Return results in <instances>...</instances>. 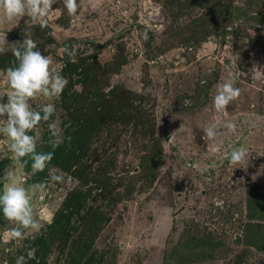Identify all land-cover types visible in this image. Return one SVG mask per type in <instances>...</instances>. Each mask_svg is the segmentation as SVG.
Listing matches in <instances>:
<instances>
[{
    "label": "rangeland",
    "instance_id": "rangeland-1",
    "mask_svg": "<svg viewBox=\"0 0 264 264\" xmlns=\"http://www.w3.org/2000/svg\"><path fill=\"white\" fill-rule=\"evenodd\" d=\"M176 1L77 0L78 12L69 16L63 0H54L43 28L27 16L9 22L0 12V33L9 43L26 34L58 70L66 57L75 63L83 59L94 66L96 80L72 89L84 91L87 100L92 92L102 96L90 122H79L78 113L69 117L60 97L30 101L37 110L45 103L56 107L49 122L29 133L37 138V152L54 151L53 159L33 174L26 156L25 167L17 169L43 227L41 234L23 230V239L9 242L8 230L18 225L0 211V264H15L19 256L27 264H77L83 243L88 248L82 258L91 256L92 264H233L237 259L264 264V248L248 242L257 239L254 233L264 235V17L256 20L264 0H232L229 20L214 26L209 12L219 0L210 8L193 3L197 0ZM6 48L0 53L3 102L10 91L6 62L15 58L12 45ZM230 74L241 95L217 112V85ZM112 88L116 101L108 106L105 96ZM74 105L67 102L68 108ZM52 121L72 137L60 145L65 146L61 153L49 142ZM225 121L234 122L236 131L227 134L221 128L225 134L209 141L204 129ZM2 128L0 192L14 165ZM240 146L248 150L246 162L232 165L228 156ZM151 153L154 166L144 173L142 157L149 160ZM74 170H82L83 180ZM51 174L62 181H51ZM38 184L45 187L35 188ZM74 190L86 194L83 206L60 218L66 226L51 235L50 224ZM92 217L103 220L93 223L90 234L85 223ZM31 249L35 256L29 259Z\"/></svg>",
    "mask_w": 264,
    "mask_h": 264
},
{
    "label": "clouds",
    "instance_id": "clouds-1",
    "mask_svg": "<svg viewBox=\"0 0 264 264\" xmlns=\"http://www.w3.org/2000/svg\"><path fill=\"white\" fill-rule=\"evenodd\" d=\"M54 0H0V12L3 18L9 22L29 17L33 22L39 21L40 26H47V17L52 10ZM64 7L69 16H75L79 9L77 0H63ZM22 40L9 43L6 33H0V53H4L6 45L11 44L12 54L18 64L6 69V82L10 91L6 102L0 101V124L3 125L2 132L11 141L9 150L13 153L14 165L7 169L5 175L8 183L0 192V211L3 216L14 226L8 230V241L24 238V231L29 230L33 235L41 234L42 224L34 214V208L29 190L24 187L23 181L17 174V169L25 167L23 157L29 156L32 160L31 168L33 174L44 171L54 157L52 152H37V138L29 133L42 121L49 122L56 112L53 103L42 104L37 110L30 101L37 97L47 100L59 98L67 84L68 79L61 70L52 67L53 61L37 49L34 40L25 34ZM148 38L147 32L144 39ZM69 57L72 53L68 48L64 50ZM236 77L230 74L229 78L217 85L216 95L213 97V106L217 112L225 111L229 104L237 100L241 95L239 87H236ZM185 101V104H188ZM236 131V124L232 121H225L223 124L213 122L205 129V136L209 141L215 140L218 136ZM50 132V144L53 149L59 147L67 140L71 142L72 137L64 135V129L59 127L55 121L48 123ZM248 150L240 146L233 148L228 156L232 165L244 164L247 159ZM59 174H51L53 182L62 181ZM43 189L44 184L34 186ZM29 259L34 258L35 249L27 253ZM15 264H27L24 256H19Z\"/></svg>",
    "mask_w": 264,
    "mask_h": 264
},
{
    "label": "trees",
    "instance_id": "trees-1",
    "mask_svg": "<svg viewBox=\"0 0 264 264\" xmlns=\"http://www.w3.org/2000/svg\"><path fill=\"white\" fill-rule=\"evenodd\" d=\"M176 1V0H175ZM222 1V3L220 2ZM232 0H219V2H217V6L215 8V10H212L209 12V16L210 19L208 18V23H214L217 20H224V19H228L230 18V15L232 14L231 10H228V6L230 7ZM178 3V1H176ZM260 2V1H259ZM196 4L201 5L204 8H210L211 5L214 4L213 0H197V2H193ZM211 4V5H210ZM191 6V5H187ZM259 7L256 8L257 11V16H256V20H260L263 19L264 17V3L263 1L259 3V5H257ZM222 9H225L226 12L222 15L221 11ZM219 11L221 13H219ZM177 13H179V15L182 13L180 12V10L177 11ZM176 14H171L172 18H176ZM218 14L217 16L215 14ZM240 15V14H239ZM243 15V14H241ZM212 25V24H211ZM214 26V25H212ZM192 29V28H191ZM197 32V31H196ZM196 35L194 32V29H192V36ZM195 38V36H193ZM8 67H13L16 66L18 64V61H16L15 58L13 59H8L7 62ZM62 71V74L68 79L69 83L67 84V86L65 87L62 95L60 96V103L63 107L66 108V110L68 109V116L71 118H75L74 114L80 115L78 116V119L81 118V120H79V122H90L91 121V114L95 112V110L97 109V107H99V103H101L98 99L102 98L101 94L99 92H92L90 95V98L87 100L85 99V93L84 91H76L73 90L72 87L79 84L83 87H86V84L88 83H94L97 77V72L94 70V66L93 67H88L85 65V62L83 61V59H78L77 62H71V59L66 57L65 60L63 61V66L60 69ZM113 70V69H112ZM79 76L77 79H72V76ZM116 88H112L107 96L108 100L104 101V103L108 106H112L114 104V102L116 101L115 97V92H116ZM111 97H113V99H111ZM110 98V99H109ZM71 100L74 101L75 105L71 108H68L69 106H67V102ZM102 104V103H101ZM100 104V105H101ZM119 106L121 104L116 103V106ZM117 106V107H118ZM71 110V111H70ZM98 110V109H97ZM74 129H79V126H72ZM75 134V133H73ZM65 147V146H64ZM63 146H59L58 147V152L61 153L64 150ZM75 155V154H74ZM73 153H69V156L67 158H72L74 157ZM149 160L146 159V157H142V165L145 162V166L142 167V170L144 173H148L154 166L155 163V156L151 153L150 158L149 156L147 157ZM146 159V160H145ZM104 171V170H102ZM75 172V170H74ZM73 172V173H74ZM76 177L78 180H83V172L82 170H76ZM100 182V180H98V183ZM85 193L82 192H77V191H71L69 194V197L67 198V202L66 204H63L61 206V209L57 212L56 217H54L53 222L50 224L49 226V232H51V235H58L59 231L63 229L64 226H66V224L64 223V220H61L60 218H63L64 216L68 215L69 213H71V211L74 213L77 210H80V208L83 206V201L85 198ZM64 208V209H63ZM67 208H68V212H67ZM63 209V211H62ZM70 211V212H69ZM64 213V215H63ZM66 213V214H65ZM60 216V217H59ZM62 216V217H61ZM93 218V222L91 223H85V228L91 232L90 234H92L93 230H94V226L93 223H96L97 221H102V220H98V217H92ZM86 219H84L85 221ZM63 221V223H62ZM67 221V219L65 220V222ZM62 227V228H61ZM92 228V229H91ZM70 232V229H68L67 234H65V238L68 237V234ZM63 236V237H64ZM252 236L256 237L257 239L252 240V239H248L249 245L254 247L257 250H263L262 248H264V235H260V234H253ZM66 242V241H64ZM83 243V242H82ZM43 244H41V241L37 242V246H41ZM64 246L65 243H64ZM71 250L69 251L70 254L74 255L73 253L75 252V247L73 248V246L75 245H71ZM42 247V246H41ZM88 248V246L83 243L80 247H79V253L78 257H77V264L80 263V261L82 262V264H92L93 263V258L90 256L87 259H83L82 255L84 254V252L86 251V249ZM76 258V257H74ZM233 264H240L241 263V259H237L235 261H233ZM29 264H34V262H30Z\"/></svg>",
    "mask_w": 264,
    "mask_h": 264
}]
</instances>
